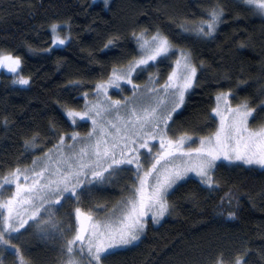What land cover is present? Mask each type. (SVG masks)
I'll return each mask as SVG.
<instances>
[{"label": "trees", "instance_id": "obj_1", "mask_svg": "<svg viewBox=\"0 0 264 264\" xmlns=\"http://www.w3.org/2000/svg\"><path fill=\"white\" fill-rule=\"evenodd\" d=\"M217 5L225 15L216 32L206 36L198 28ZM251 7L245 0H108L107 5L105 0H0V53L22 60L15 74H0V184L49 153L59 136L67 145L73 131L88 130V121L73 124L67 111L84 109L97 82L135 60L139 48L133 34L144 31L162 33L188 52L200 78L171 135L214 132V97L230 89L231 104L247 103L255 110L250 125L264 127V19L252 15ZM52 23L68 26L70 39L46 52ZM109 40L117 43L105 49ZM175 55L146 66L135 80L158 71L164 81ZM18 75L30 77L29 83L18 85ZM122 87L131 92L129 84ZM115 174L108 172L105 180L44 209L25 230L6 232L0 224V264H19L21 256L27 264H64L70 253L84 264H98L76 249L81 242L75 240V212L79 208L99 217L128 198L134 172ZM214 180L210 187L194 177L179 183L168 197L170 214L158 225L149 223L138 243L102 255L99 264H264V168L220 163ZM226 194H231L230 207L222 200Z\"/></svg>", "mask_w": 264, "mask_h": 264}, {"label": "snow or ice", "instance_id": "obj_2", "mask_svg": "<svg viewBox=\"0 0 264 264\" xmlns=\"http://www.w3.org/2000/svg\"><path fill=\"white\" fill-rule=\"evenodd\" d=\"M107 3L108 0H105V5ZM246 3L252 6L249 9L252 15H259L264 19V0H246ZM224 15L225 8L217 5L211 12V18L201 21L202 27H199L198 31L211 36L216 32L217 25ZM59 27L57 23L50 25L51 45L44 51H51L57 44L63 45L68 39L67 36L58 34ZM146 35V31L141 32L139 36L133 34V38L139 42L143 52L138 59L131 61L125 68H114L107 81L95 84V94H102L107 99L105 105L89 102L85 111L71 109L67 111L68 117L90 119L92 131L86 138H80L75 132L69 134L73 141L78 138L87 139L89 141L87 150L81 148L69 155L61 153L59 146L65 141V137L61 135L57 146V155L60 159L50 169H44L50 173L48 178L50 184L63 185L65 192L71 191L74 196L76 187L81 185L78 181L76 185H73L70 182L72 176L74 174L78 176L89 167L91 168V174L87 177L89 181L102 180L106 171L113 169L114 166H132L135 169L134 179L138 178V187H134L133 197L125 203L120 214L114 216L103 230L92 223L91 217L81 209L76 210L80 227L75 240L87 239L89 250L98 264L102 261V254L109 249L129 245L139 239L145 232L149 220L158 224L166 214H170L172 206L168 197L175 191V186L190 178V174H195L207 185L215 186L211 173L216 170L218 162L222 163L226 160L238 162L235 164L236 167L258 165L264 168V127L257 130L250 126L249 120L253 117L255 110L247 103L232 106L229 100L231 89L227 93L221 92L214 97L216 106L211 109V112L218 120V123L214 125V132L195 137L181 135L176 140L169 138L168 132L175 133L178 130L175 117H179L185 111L191 94L200 86V78L197 75V67L191 62L193 57L185 55L167 37L157 34L149 41L145 38ZM116 43V40H109L105 49ZM177 51L180 55L171 66V71L167 73L163 85H158L156 89L149 91V96L155 99L147 106H144L143 95L126 98V103L123 105L119 100L108 99L109 87L112 85L119 87L121 81L127 82L135 93L137 86L133 83V74L139 75L142 71H146L145 66H151L150 62H156L158 58L165 57V54L175 55ZM21 66L22 60L19 55L0 54V67L10 72H17ZM29 81L30 77L18 75L16 82L28 84ZM69 83L79 86L77 81ZM261 94L264 95V85H261ZM129 104L133 106L129 108ZM260 104L264 106V100ZM114 105L128 109L129 115L126 119L120 118L115 122L108 120L109 110H112ZM209 119L213 117L210 116ZM146 129L152 131L149 132ZM153 141L159 145L156 151L149 148V143ZM185 141L198 142V146L186 147ZM141 149H148L144 158L150 163V167L140 163ZM118 156L120 158H117ZM65 166L68 171H65ZM23 172L30 171L18 168L10 173V182L15 184V193L0 203V209L4 210V215L0 217V224L6 232L25 230L31 222L30 220L26 222L18 209L24 203L25 190L35 186L37 179H33L31 184H21ZM29 178V176H23L25 181ZM230 195L226 194V197L222 198V200H228L226 206L229 207L231 206V201L228 199ZM223 206L225 205L222 204L221 207ZM228 215L234 216L235 213L229 212ZM14 220L17 223H13ZM3 242L0 239V243ZM68 245L71 248L72 241H69ZM19 264H27L26 258L21 256Z\"/></svg>", "mask_w": 264, "mask_h": 264}, {"label": "rangeland", "instance_id": "obj_3", "mask_svg": "<svg viewBox=\"0 0 264 264\" xmlns=\"http://www.w3.org/2000/svg\"><path fill=\"white\" fill-rule=\"evenodd\" d=\"M59 25H60V27L57 30L58 34L61 36H67L68 39L65 41V43L63 45L57 44L54 47H64L70 39V33L68 30V26L61 25V24H59ZM64 28H66L67 30H65ZM157 34L164 36L162 33L157 32L154 34H148V35H146L145 38L150 41L151 38ZM164 37H166V36H164ZM138 48H139V55L135 59H138L143 54L142 50L139 47V42H138ZM182 51L185 53V55L190 56V54L188 52H186L184 50H182ZM0 54H8V53H0ZM175 54L176 55L173 57V60H172L173 63L175 62V59L180 55V52L177 51V52H175ZM166 56H170V55L165 54V57ZM158 59H160V58H158ZM191 62L194 64L193 60H191ZM150 63H155V62H150ZM126 66H128V64ZM126 66L119 67V68H125ZM119 68H117V69H119ZM145 68H146V66H145ZM1 72L8 73V74H15L16 73V72H10L4 67H0V74H1ZM136 76H137V74L134 73L133 74V83L137 86L135 93H134V91L130 85L129 86H130L131 92L130 93L123 92L122 86L125 84H128V83L121 81L119 84V87H117L116 85H112L109 87L108 99H110L111 101L119 100L121 102V104L123 105L126 103V98H131L134 95H143L145 97L144 106H147L149 103H151V101L154 100L155 97L149 96V91L156 89L158 87V85H163L164 81H159L158 71L152 72V73H150V72L145 73V80H143V81L135 80ZM107 80H105V81H107ZM16 83L20 86L27 85V84H20L18 82H16ZM95 92H96V90L94 91V95L92 97H90V96L85 97L86 98V106L84 107V109L75 110V111H85L87 109V107L89 106V102H95V103H99L101 105H105L107 103V99L102 94L96 95ZM112 92H117L118 94L114 95ZM227 92L228 91H226L225 93H227ZM230 95H231V93H230ZM230 95H229V100H230ZM132 106L133 105H131V104L128 105L129 108H131ZM215 106H216V104H215ZM232 106L234 107L236 105H232ZM66 115H67V113H66ZM128 115H129L128 109H126L125 107H118V106L114 105L113 109L109 110L107 118H108V120L115 122V121L119 120L120 118L126 119ZM213 115L215 116V114H213ZM68 118L73 122V124L74 123H80V122H86V121H88L90 123V119H80L79 117H76V118L68 117ZM250 120H251V118H250ZM250 120H249V124H250ZM217 123H218V120H217ZM91 131H92V126L90 123V127L88 128V130L85 133L81 134L77 131H73V132L78 133L80 138H86L87 134ZM146 131L151 132L152 130L146 129ZM168 136H169V138L174 139V140L180 138V136L175 137V136L171 135L170 132H168ZM190 137H193V136H190ZM80 138H78L75 141H73L70 138L69 139L67 138L66 143H68V144L65 145V143H64L63 145L59 146V151L65 155H69L71 153L79 151L81 148H84L85 150H87V145L89 144V141H87V139H80ZM141 143H143V141H141ZM73 145H75V147H73ZM57 146L55 148H53L49 153L47 152L48 154L46 153L45 155L36 158L33 161V164L31 166L26 167V168L25 167L22 168V169H29L30 172H23V175L20 179L21 184H25V183L31 184L33 179H37V184L35 186H33L30 189L25 190V192H24V197H25L24 203L18 209V211L23 214L26 222L29 220L30 221L36 220V218H38V216L43 212L44 209L46 211L51 206L58 204V202L61 201V199L63 200L64 198H66L67 195L74 196L73 192H71V191L65 192L63 185L57 186L55 183L50 184L49 179H48L50 173H49V171H44V169H46V170L50 169L55 164V162L60 159V156L57 155ZM185 146L186 147H196V146H198V142L192 143L191 141H185ZM149 148H151L153 151H156V150H158L159 145H158V143L153 141V142L149 143ZM147 151H148V149H141L140 163L142 165H146V167H150V163L147 162L144 158V154ZM117 158H120V157L118 156ZM220 163L221 162H218V165ZM222 163H227V164L231 165V164H236L238 162H232V161H226L225 160ZM245 166H247V165H245ZM105 167H107V165H105ZM248 167H250V166H248ZM254 167L261 168L258 165L254 166ZM65 171H68L67 166H65ZM127 171L131 174L134 172V176H136L135 169L132 166H130V167L114 166L113 169H108L106 171L102 180L106 179L108 172L111 173V175H110L111 177L115 174L114 172H117L115 175L118 178H121V177H119V175L123 172L127 173ZM41 173H42V175H41ZM90 174H91V168L89 167L88 169H85V171L83 173H80L78 176L75 174L72 176V179L70 182L73 185H76L77 181H78L79 185H81V186L76 187L75 195H77L78 189L82 188L84 185L90 186V185H94V184L102 181V180H95V181L90 180L89 181L87 179V177ZM31 175H33V176H31ZM211 175L214 177V172H212ZM23 176H29L30 178L27 181H25L23 179ZM190 177H194V178L199 179L195 174H190ZM10 181H11V178H6L0 184V203L4 202L9 196H11L15 193V184L10 182ZM135 181H136V187H138V178H136ZM135 181H133L134 186H131V188L135 187ZM200 181L208 187L212 186V185L205 184L202 180H200ZM133 194H134V192H133V190H131L128 198L120 201L117 204L116 208H114L113 210H110L108 213L100 215L99 217H97L96 215L94 216L91 214H87V213L86 214L89 217H91L92 223L97 224L98 226L101 227V230H103V228L110 223L111 219L114 216H118L120 214V212L123 210L125 203L133 197ZM77 209H79V208H77ZM82 212H84V211H82ZM167 215L168 214H166L165 217H167ZM76 217H77V214H76ZM164 218L161 220V222L164 220ZM13 223H17V221L14 220ZM149 223H152L154 225L160 224V223L157 224L151 220H149L148 224ZM77 224H78L77 230H79L80 222H79L78 218H77ZM148 224H147V226H148ZM147 226H146V228H147ZM145 231H146V229H145ZM10 232H15V231H10ZM144 233L140 235L139 239L133 241L131 244L111 248L106 253L114 251V250H118V249H123V248L129 247L133 244L138 243L140 241L141 237L144 235ZM90 235H91V233L89 232V236ZM80 242L81 243H79V245L76 247V249H80L81 251L85 252L90 259L96 260L95 257L92 255V252L89 250L87 239H84ZM72 244H73V242H72ZM72 249H74V248H72ZM102 255H104V254H102ZM87 263H89V262H87ZM64 264H84V262L80 258V255L79 256L77 255V257H76L75 255L70 253V255L67 256V259L65 260ZM239 264H241V263L239 262Z\"/></svg>", "mask_w": 264, "mask_h": 264}]
</instances>
